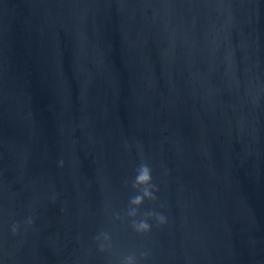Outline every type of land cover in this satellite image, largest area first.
<instances>
[{
    "label": "water",
    "instance_id": "95a60500",
    "mask_svg": "<svg viewBox=\"0 0 264 264\" xmlns=\"http://www.w3.org/2000/svg\"><path fill=\"white\" fill-rule=\"evenodd\" d=\"M125 256L264 264V0H0V264Z\"/></svg>",
    "mask_w": 264,
    "mask_h": 264
},
{
    "label": "clouds",
    "instance_id": "9594fccd",
    "mask_svg": "<svg viewBox=\"0 0 264 264\" xmlns=\"http://www.w3.org/2000/svg\"><path fill=\"white\" fill-rule=\"evenodd\" d=\"M151 180V174H150V169L146 166V165H142L140 167V169L138 170L137 173V177H136V183L139 185H148L149 182ZM151 192L149 191V189L147 187L144 188L143 191V197H149L151 198ZM142 202V197L141 196H137L135 197L131 203L133 205H139ZM132 215H134V213H131ZM151 215V214H149ZM156 221L159 224H164L166 223V218L162 215H157L156 216ZM24 224L26 227H30L32 224V218L28 217L25 221ZM133 229L137 232V233H146L150 230V225L146 222V221H140L138 223H134L133 224ZM10 231L12 233L13 236H16L18 234H20V225L17 223H13L10 226ZM103 235V239L104 241H108L109 237L107 236V234H102ZM99 239V238H98ZM104 244H101V250L104 249ZM110 247V245H109ZM143 255V254H142ZM119 264H137L136 259L133 256H125L123 257L120 261Z\"/></svg>",
    "mask_w": 264,
    "mask_h": 264
}]
</instances>
